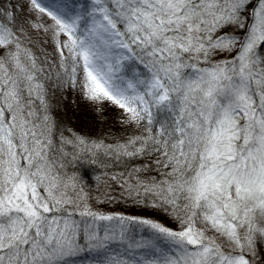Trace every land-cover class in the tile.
<instances>
[{"label": "snow or ice", "instance_id": "snow-or-ice-1", "mask_svg": "<svg viewBox=\"0 0 264 264\" xmlns=\"http://www.w3.org/2000/svg\"><path fill=\"white\" fill-rule=\"evenodd\" d=\"M16 7L0 5V264H69L85 250L103 254L98 264H256L264 240V0H87L82 10L75 0L55 10L25 0L26 17ZM230 25L244 34L218 35ZM32 32L54 43V63L27 47ZM222 52L235 55L212 63ZM127 61L147 73L129 76ZM53 69L93 104L123 110L132 133L115 144L75 132L69 139L49 114ZM66 144L118 159L151 156L162 178L136 176L122 187L151 194L178 228L94 210L64 171ZM125 224L147 226L172 254L129 237ZM112 244L125 254H109ZM141 248L151 255L138 258Z\"/></svg>", "mask_w": 264, "mask_h": 264}, {"label": "trees", "instance_id": "trees-1", "mask_svg": "<svg viewBox=\"0 0 264 264\" xmlns=\"http://www.w3.org/2000/svg\"><path fill=\"white\" fill-rule=\"evenodd\" d=\"M16 1L17 0H0V5L10 8L11 5H16ZM62 97L63 95H61V99ZM54 103L55 101L49 103V114L53 116L56 120V124L59 125L61 130L69 129L68 127L66 128V124L67 122L70 123L72 116H74V119H76V121H74L75 124L78 125L76 123L78 122V126L81 129L88 130L90 128L95 132L104 129L107 132L108 141H112L110 142L111 144H114L115 140L124 135L126 138V136L133 131L132 127L122 123L123 115L118 110V107L108 103H105L103 106H97L83 97H78V104L75 107L69 103L68 105L65 103V105H58L56 107ZM57 103L60 104L59 101ZM74 157L75 158H72L70 156L69 162L67 160L68 165L66 166L68 167H65V169L68 168V170L65 172L75 177L77 182L79 179L89 180L87 185L92 184V187H94V194L96 195L94 204H96V207H105L108 210L114 209L120 212L136 213L142 211L148 218H157L161 216L160 214H153L151 207H144L146 205L152 206L151 201L155 198L151 194L144 195V199L151 203L142 205L140 201L134 199L138 197L140 193L137 194L136 191L129 192L126 190V186L122 187L125 180H127L129 184L135 185L136 176L144 180H150L151 178L159 180L162 178L154 166V160L151 156H142L138 158L123 157L118 159L111 155L105 156L102 153L91 155L89 152L86 153V151H81ZM146 166V171L137 173L131 178L129 177L128 174L132 172L133 169H143ZM112 177H116V179L114 180ZM168 219L169 217H164V221H168ZM115 246V250L112 251L109 249V254L123 256L125 254L124 245L115 244ZM137 250L135 254L138 258L143 259L144 257H142ZM102 259V253L88 251L84 256L79 258V261H81L79 264H98Z\"/></svg>", "mask_w": 264, "mask_h": 264}, {"label": "rangeland", "instance_id": "rangeland-1", "mask_svg": "<svg viewBox=\"0 0 264 264\" xmlns=\"http://www.w3.org/2000/svg\"><path fill=\"white\" fill-rule=\"evenodd\" d=\"M50 0H44V3L47 4L50 8L54 9L52 6H54L53 3H59L60 5L64 4L66 2V0H52L53 2H47ZM76 4L82 7L83 5L87 2V0H75ZM25 3V0H17L16 1V15L19 17L21 15L23 16H27L28 13L26 12V10L24 8H21L20 5H23ZM57 8V7H56ZM224 33H232L235 34L237 37L242 36L243 33V29H237L234 26H227L223 29L220 30V33H218V35L224 34ZM31 38H32V43H26L27 47L31 48L32 51L39 57H41V59H43V55L47 54L48 59L50 61H52L53 63L55 62L53 60V52H54V43L51 41L50 38L46 37L45 34L43 32H32L31 33ZM262 51H264V46H262ZM235 55V53H227V52H222V53H217L215 55H213L211 57V62L215 63L217 61H222L225 58H229L230 56ZM45 68H47V65H44ZM133 70H135L136 72L139 73H147V69L144 68L143 64L139 63L138 61L136 63H133L132 61H127L126 65H125V71L127 72V74L129 76L132 75ZM57 71H60L59 69H53L51 76L52 78L49 79L48 81L45 82V86L47 88V102H54V105L57 107L65 105V103L68 105L71 104L72 106H76L78 104V97H83L85 99V97L83 96L82 92L79 90V88H73L72 86H70L67 83H62V82H58L55 76V73ZM187 71V70H186ZM61 95H63L62 99H61ZM67 100V101H66ZM87 100V99H86ZM60 102L57 103V102ZM48 103V105H50ZM50 108V106H49ZM78 108V107H77ZM52 109V108H51ZM120 113L124 116L123 110L119 109ZM50 111V110H49ZM76 111V109H75ZM52 119L55 121L56 120L53 118V116L51 115ZM67 117V116H66ZM74 116H72V120L71 122L73 123H69L67 122L66 124V128L68 127V130L71 131H66L65 135L71 139L72 138V132L78 133V134H84L82 136H84L87 139L90 140H103L105 143L111 144L110 142L112 141H108V136H107V132L102 129L101 131H93L92 129H81L79 128V123L76 122L78 125L75 124L74 121H76V119H74ZM157 119L163 120V119H167V114L166 113H158L157 114ZM79 120V119H78ZM80 121V120H79ZM80 126L82 127V125L80 124ZM131 127V126H129ZM65 129V128H64ZM130 131V130H128ZM125 136V135H124ZM121 137L117 140H115L114 142L116 143L117 141L119 142H123L125 137ZM57 139H58V134H57ZM114 143V144H115ZM64 151L67 153V157H66V165H68V162L70 161V156L72 158H75L74 156L78 155V152L81 151H85V149L79 145H75V144H66L63 146ZM89 152V154L91 155H95V152H91V151H86V153ZM70 155V156H69ZM68 167V166H66ZM67 169H64V171H67ZM88 179H79L76 186L77 188H81L83 187L84 190L89 194L90 196V200L89 203L91 204V206L93 207L94 210H98L104 214H110V215H114V216H122L125 218H134L136 220L139 219H152L155 222L158 223H162L163 225L172 228V229H177L178 228V224L177 222L174 220V218L169 214V212L163 208V207H159V206H153L154 204L158 205V201L156 199H153L151 202H148L146 199H144V195L145 193L143 192V190H140V194L138 197H135L134 199L140 201L143 204H147V203H151L152 206L146 205L144 206L146 207H151L153 214H160V217L157 218H148L146 217V215H144V212H120L117 210H108L105 207H96V204H94V198H95V194H94V187H92V184L87 185L88 184ZM135 192V191H134ZM142 196V197H141ZM144 209V208H143ZM169 217L168 221H164V217ZM78 222L81 220V218L79 216L74 217ZM107 223V222H105ZM113 225L115 226V222H112ZM125 229L127 230L128 236L134 238L137 241L143 242V243H149V242H155V244L161 249V250H165L168 251L169 254L171 255V246L169 244H167V242L163 239H156V234L147 226L145 225H140V224H125L124 225ZM117 231H119V229L117 228ZM157 241V242H156ZM256 264H264V240H260L258 239L256 242ZM110 250H115L116 246L115 244H112L109 248ZM124 251V249H123ZM88 251L85 250L84 252L79 253L76 256H73L71 258H69V264H75V263H80L81 261H79V258H81V256H84ZM137 252H140L142 257H146V256H150L151 255V250L147 249V248H141L138 249Z\"/></svg>", "mask_w": 264, "mask_h": 264}]
</instances>
